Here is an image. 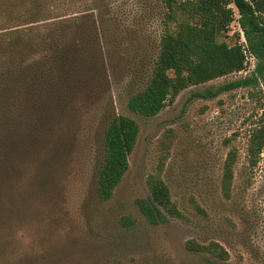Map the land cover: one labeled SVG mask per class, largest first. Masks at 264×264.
Returning a JSON list of instances; mask_svg holds the SVG:
<instances>
[{
	"label": "rangeland",
	"instance_id": "rangeland-1",
	"mask_svg": "<svg viewBox=\"0 0 264 264\" xmlns=\"http://www.w3.org/2000/svg\"><path fill=\"white\" fill-rule=\"evenodd\" d=\"M147 18V33L155 36L161 20L156 14ZM237 18L235 11L219 42H230L235 33L245 41ZM11 24L15 21L0 7V27ZM246 55L244 71L183 90L152 118L131 113L125 80L111 79L94 105L66 114V126L40 149L14 164L6 162L0 264H264V149L255 166L246 152L248 136L261 122L264 81L218 91L250 76L257 60ZM109 107L134 119L139 131L127 172L112 197L99 202L93 177L102 115ZM231 150L236 162L226 200L219 181ZM151 174H159L168 186L183 218L165 216L151 224L143 216L139 202H149L146 179ZM122 217L134 224L123 227ZM188 241L215 242L228 258L190 252Z\"/></svg>",
	"mask_w": 264,
	"mask_h": 264
},
{
	"label": "trees",
	"instance_id": "trees-1",
	"mask_svg": "<svg viewBox=\"0 0 264 264\" xmlns=\"http://www.w3.org/2000/svg\"><path fill=\"white\" fill-rule=\"evenodd\" d=\"M0 7L15 21L0 27V196L6 162L14 164L40 149L66 126V114L94 105L111 79L125 80L126 108L145 118L156 116L189 87L244 71L246 52L257 60L250 76L218 91L264 81V0H0ZM235 11L245 43L239 33L230 42H219ZM155 14L161 24L154 36L145 23ZM262 109L259 126L248 136L252 166L264 149ZM138 131L134 119L106 108L93 177L99 202L112 197L127 172ZM235 162L231 150L219 181L226 200ZM146 186L150 199L139 202V208L149 223L165 216L183 218L159 174L149 175ZM120 224L128 228L134 220L122 217ZM186 248L220 261L228 258L215 242L188 241Z\"/></svg>",
	"mask_w": 264,
	"mask_h": 264
},
{
	"label": "built area",
	"instance_id": "built-area-1",
	"mask_svg": "<svg viewBox=\"0 0 264 264\" xmlns=\"http://www.w3.org/2000/svg\"><path fill=\"white\" fill-rule=\"evenodd\" d=\"M241 32V31H240ZM242 33V32H241ZM243 36V35H242ZM242 43H245V41H243Z\"/></svg>",
	"mask_w": 264,
	"mask_h": 264
}]
</instances>
